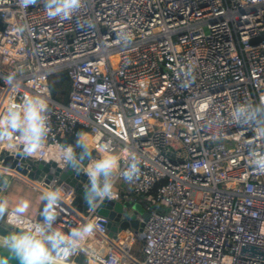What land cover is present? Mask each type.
Segmentation results:
<instances>
[{"label":"built area","instance_id":"obj_1","mask_svg":"<svg viewBox=\"0 0 264 264\" xmlns=\"http://www.w3.org/2000/svg\"><path fill=\"white\" fill-rule=\"evenodd\" d=\"M44 3L25 9L18 0H0V117L10 104L40 96L50 129L31 158L20 155L19 139L14 148L0 144V175L15 169L41 197L61 187L58 229L96 224L82 250L63 260L264 264L240 254L242 244L264 249V174L248 163V148L260 137L231 116L238 103H264V0H84L69 20L49 18ZM89 22L93 27L78 26ZM20 25L27 26L23 34L15 31ZM188 68L195 82L185 88ZM11 73L19 87L5 83ZM55 74L70 83L65 102L51 95ZM81 134L92 152L87 164L107 154L106 143L120 158V171L125 149L141 158L139 176L130 183L117 178L123 191L114 187L111 199L142 205V241L133 228L110 236V220L79 208L76 188L58 184L51 171L42 180L29 177L42 161L68 171L60 146H75ZM22 159L27 174L17 170ZM6 191L0 195L11 211L18 198ZM33 208L25 219L42 222L41 198Z\"/></svg>","mask_w":264,"mask_h":264},{"label":"clouds","instance_id":"obj_2","mask_svg":"<svg viewBox=\"0 0 264 264\" xmlns=\"http://www.w3.org/2000/svg\"><path fill=\"white\" fill-rule=\"evenodd\" d=\"M84 0H45L44 7L49 18L69 20L83 6ZM21 8L34 6L37 0H18ZM79 27L91 28L78 24ZM26 25L18 26L15 31L23 34ZM183 87H190L195 82L193 70L188 68L184 72ZM5 83L11 87H19L15 74L4 77ZM48 109L46 101L40 96L25 98L21 103L10 104L3 117H0V144L8 148L15 147V140L22 144L20 155L24 157L36 156L45 147L48 133ZM235 123L248 126L260 137L256 143L248 148V163L257 172L264 174V103H238L231 113ZM82 147L84 152L77 155L76 149ZM106 155L99 159L90 160L85 167L83 159L90 155L88 146L84 140V134L78 136L75 146H60V158L71 166L77 174L83 172L87 175L89 183L84 186V199L91 210H96L106 199L111 200L117 178L122 177L126 182H133L140 174L141 158L131 150L125 149L127 159L122 171L120 158L112 153L110 143L104 148ZM7 183V177L0 175ZM64 193L61 187L50 188L42 194L43 209L39 213L43 217L42 222H34L25 219L30 202L22 199L13 210L9 211L8 201L0 195V220H6L7 224L19 229L6 236H0V248L7 249L10 255L19 261V264H57L60 259L70 258L80 252L82 243L94 236L96 224L83 223L79 227H73L71 231L64 232L56 227V221L64 211L62 201ZM26 225V227H18ZM0 264H10L9 257L0 255Z\"/></svg>","mask_w":264,"mask_h":264},{"label":"water","instance_id":"obj_3","mask_svg":"<svg viewBox=\"0 0 264 264\" xmlns=\"http://www.w3.org/2000/svg\"><path fill=\"white\" fill-rule=\"evenodd\" d=\"M77 154L81 155L84 150L82 147H78L76 149ZM92 155V152L90 155H85V161L84 164H87V159ZM25 159H22V164L17 167V170L27 174V169L24 168ZM52 166L54 164H49L44 161H42L39 164V167L37 168L36 172L33 171L28 173L29 177L36 178L38 180H42L45 173L48 171H51L54 173L53 175L59 177V183L58 184H69L76 188L77 193L79 194V197L77 198L76 204H78L79 208L83 209H90L89 205L86 203L84 199V186L89 183L88 177L85 173L81 172L77 174L73 171L71 166H69L68 171H61L60 169L53 170ZM53 175L48 176V180H51L53 178ZM3 176L7 177V183L4 182L3 179H0V193H3L4 190H7L10 181L13 178L9 174H3ZM99 215L107 217L110 222L108 224V228L110 230V236L115 237L117 232L126 230L128 228H133L138 233V239L139 241H142L144 235H143V227L144 224L140 222L138 219V214L143 215L146 217V212L141 204L134 202L133 200H125V201H117L114 199L108 200L106 199L97 209ZM16 231L19 232V229H15L13 226L7 224L6 220H0V235L6 236L9 233ZM240 254L263 259L264 260V249L242 244L241 252ZM0 255L9 257L10 264H19V261L12 257L7 249L0 248ZM76 262L80 264H84V261L82 258L78 257L76 259Z\"/></svg>","mask_w":264,"mask_h":264},{"label":"rangeland","instance_id":"obj_4","mask_svg":"<svg viewBox=\"0 0 264 264\" xmlns=\"http://www.w3.org/2000/svg\"><path fill=\"white\" fill-rule=\"evenodd\" d=\"M51 83H50V88H51V95L52 96H55L54 94L56 93L58 96H60L59 95V91L62 89V88H64V89H66V90H68V92H69V90H70V83L68 84V83H65L66 85H64V86H62V88L60 89V86H59V84H60V82H61V75L60 74H55V75H52L51 76ZM69 82V81H68ZM68 84V85H67ZM59 99V101H62V102H65V100L63 99V98H58ZM23 186H21V185H18L17 183H13L12 184V186H11V191H10V193L12 192V194L15 192H13V190H16V192H23L24 193V195H23V197L24 198H18V200H17V204L22 200V199H27V200H29L32 204L30 205V207H29V210H28V212L26 213V214H30L31 213V211H32V208H33V210L36 208V207H38L39 206V200H40V198H41V195L38 193H33V191H29L28 189H26V187H23ZM20 189V190H19ZM115 189L116 190H119V191H123L122 189H121V187H120V185H116L115 186ZM9 193V194H10ZM12 194H10V195H8V196H6V197H11V195ZM25 194H26V196H25ZM31 197H32V200H33V198H35L36 199V201H34V202H32L30 199H31ZM10 203L11 202H9L8 201V205H9V208H11L12 206L10 205ZM138 203V202H137ZM16 206V205H15ZM13 208V207H12ZM32 214H33V211H32ZM31 214V215H32ZM30 215V216H31ZM142 245V243H139L137 246L138 247H140ZM138 247H136V249L135 250H133L132 252H133V254H134V256L136 257V258H138V259H143V255L141 254V252L139 251V249H138ZM71 263H76V262H71ZM77 264V263H76Z\"/></svg>","mask_w":264,"mask_h":264},{"label":"bare ground","instance_id":"obj_5","mask_svg":"<svg viewBox=\"0 0 264 264\" xmlns=\"http://www.w3.org/2000/svg\"><path fill=\"white\" fill-rule=\"evenodd\" d=\"M84 138H85V139H88L87 136H85ZM8 164H9V165H12V162H9ZM4 169H5V171H6L7 173H10L11 175H13V178H12L11 181H10V185H9V187H8L6 193H5V196H6V195L8 194V192H9V190H10V188H11L13 182H14L16 179H21V180H26V179H24L25 177H23L20 173H18V172H17L15 169H13V168H12V169H7V167H5ZM0 170H3V168H2V169L0 168ZM18 226H19V225H18ZM0 236H2V235H0ZM71 262H73V261H65V260H63V259H60V260L57 261V264H74V263H71Z\"/></svg>","mask_w":264,"mask_h":264},{"label":"trees","instance_id":"obj_6","mask_svg":"<svg viewBox=\"0 0 264 264\" xmlns=\"http://www.w3.org/2000/svg\"><path fill=\"white\" fill-rule=\"evenodd\" d=\"M65 83H68V84H69V82H68V78H67V76H66L65 74H61V82H60V84H59L60 89L62 88V86L66 85ZM68 84H67V85H68ZM56 93H57V92H56ZM56 93L54 94L55 96H53L54 99H56V100H59L58 98H63V99H64V98L67 96V94H68V90L62 88V89L59 91L60 96H58ZM64 100H65V99H64ZM81 131H83L81 128H77V132H78V133L81 132ZM122 196H123V198H124L126 195H125V194H122Z\"/></svg>","mask_w":264,"mask_h":264},{"label":"crops","instance_id":"obj_7","mask_svg":"<svg viewBox=\"0 0 264 264\" xmlns=\"http://www.w3.org/2000/svg\"><path fill=\"white\" fill-rule=\"evenodd\" d=\"M13 183H17L18 185H21V186H23V187H26V189H28L29 191H32V190H30V187L28 186V185H26L21 179H16ZM22 187V188H23ZM11 189V188H10ZM20 190V189H19ZM10 191L11 190H9V192H8V194L6 195V196H8V195H10V194H12V192L10 193ZM15 191V192H14ZM13 194L11 195V197H16V198H24L23 197V195H24V193L23 192H16V190H13ZM10 193V194H9ZM25 196H26V194H25ZM74 264H76V263H74Z\"/></svg>","mask_w":264,"mask_h":264}]
</instances>
